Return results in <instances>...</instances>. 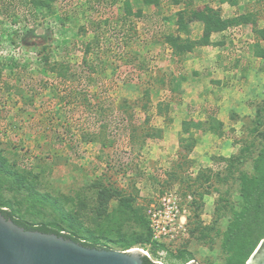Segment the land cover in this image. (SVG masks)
Listing matches in <instances>:
<instances>
[{
  "label": "rangeland",
  "instance_id": "rangeland-1",
  "mask_svg": "<svg viewBox=\"0 0 264 264\" xmlns=\"http://www.w3.org/2000/svg\"><path fill=\"white\" fill-rule=\"evenodd\" d=\"M74 1L57 0L61 16L40 15L37 24L41 28L26 36L24 41L21 40L24 30L35 28L37 24L26 26L0 13V66L4 65L0 71L1 156L11 170L34 183L38 192L53 197L75 199L78 194L91 205V191L87 186L94 181L121 190L125 196L130 195L143 209L151 234L149 244L135 248L156 263L226 264L230 253L223 243L229 226L242 208V200L238 182L234 183L228 176L227 180L223 179L227 165L222 159L246 148V162L239 170L249 175L255 173L253 160L264 143V112L263 125L258 128L255 112L263 106L264 99H252L249 111L233 117L234 126L222 129L221 136L207 133L206 145L199 140L207 131H194L197 143L186 155L178 143L180 121L205 118L208 105H200L195 102L197 99H187L180 106V94L169 92L171 76L182 78L183 69L163 45L162 36L176 34L174 14L188 2L197 13L205 12L204 7L209 6L219 11L224 19L252 14L256 30H264L261 0H239L234 7L218 0H181L179 5H174L172 0H158L157 6H145L144 0H127L134 11H142L140 18H132L137 41L128 47L115 40V35L119 33L121 37L123 30L129 33L128 24L116 21L123 16L121 7L126 0H107L104 8L97 5L98 0ZM88 1L92 9L85 3ZM76 4L86 5L74 11ZM66 11L70 15L64 19ZM104 18L110 21L109 26L102 22ZM197 23L190 24L192 40L201 36ZM253 29L251 25H244L226 32L223 57L230 66L238 67L241 61H252L256 44L264 47V36ZM95 30L105 36L83 62L79 44L89 42ZM134 50L139 52L138 60L141 57L147 60L153 85L148 109L142 111L135 106L133 123L161 130L159 137L147 139L142 148L138 144L132 148L129 144L122 126L125 123L120 121L126 115L119 110L122 100L133 105L138 98V77L141 82L148 78V74L138 75L130 66L127 59L134 58ZM120 52L123 59L116 58ZM44 55L50 65L64 63L76 73L80 72V80L64 84L55 79L44 64ZM209 55L211 52L200 53L198 58L208 61ZM188 60L189 56L183 62ZM159 80L165 85L158 83ZM69 85L71 91L67 88ZM67 95L70 98H66ZM159 105L161 109L164 105L169 108L159 115ZM104 124L108 125V130L99 136ZM85 134H89L92 141L85 140ZM199 174H207L212 179L205 182ZM216 174H220V180ZM238 175L236 171L234 178ZM7 181L8 178L0 175V192L4 198L24 199L25 190L9 191L10 182ZM199 194H203L201 199ZM21 205H26L24 200ZM113 206L115 201L110 203V208ZM21 209L23 211L24 207ZM152 214L159 222V227L154 226V229H165V235L160 237L165 239L161 243L153 239ZM84 221V225L89 226ZM183 253L188 262L180 259ZM250 261L251 257L246 264Z\"/></svg>",
  "mask_w": 264,
  "mask_h": 264
},
{
  "label": "trees",
  "instance_id": "trees-1",
  "mask_svg": "<svg viewBox=\"0 0 264 264\" xmlns=\"http://www.w3.org/2000/svg\"><path fill=\"white\" fill-rule=\"evenodd\" d=\"M74 1V0H73ZM221 4H229L234 7L237 6L239 0H218ZM77 2V1H74ZM57 0H0V13L7 19L14 22L20 20L27 25L37 24L39 16H57L60 15ZM88 3V7H93ZM107 0H98L97 5L103 7L107 5ZM174 5H179L181 0H172ZM264 7V0H261ZM145 6H157L158 0H144ZM86 4H76L75 10L82 9ZM191 2L185 3L184 8L177 11L175 15L176 34H167L163 37V45L167 47L171 57L177 59L179 62L187 54L192 53L194 49L206 46H222L224 43L212 42V35L215 33H223L239 26L251 25L257 32L264 36V30H256L255 19L252 14L246 13L232 18H222L219 11L204 7L205 12H195L191 8ZM69 9V7H68ZM65 11V9H64ZM121 11L123 16L117 19V23L129 25L128 34L123 30L122 36L119 33L115 35L117 43L120 41L122 46H132L137 40L136 27L132 18H140L142 16L141 10L134 11L129 1L122 3ZM64 19H67L70 14L64 12ZM68 15V16H67ZM61 16V15H60ZM59 18V17H58ZM103 18V17H102ZM102 22L109 26L110 21L104 18ZM199 22L202 24L201 36L197 40L190 38L191 28L190 24ZM37 26V27H36ZM35 28H26L24 30L23 38L38 31L41 25H36ZM99 25L97 29H99ZM93 38L89 42H81L79 47L82 51V61L85 62L89 57L94 47H99L102 37L105 36L103 32H93ZM76 45V43H74ZM139 52H133L130 66L139 74H148L146 82L138 77L137 91L138 98L133 102V105L127 100H122L119 110H122L126 116L122 117L120 121L123 124V130L128 137V142L132 148L137 144L139 148L145 144L147 139L159 137L160 129L147 127L143 124L135 126L133 123L134 107H140L142 111H146L150 103V88L153 85V78L150 67L144 57L138 60ZM254 55L258 58L264 59V48L256 44L254 46ZM122 57V58H121ZM116 58L123 59L122 52L117 53ZM48 57L43 56V61L46 67H49L55 79L62 81V83L73 84L80 80L81 73H76L69 65L64 63H50ZM7 66V65H6ZM4 69V65L0 66V71ZM169 88L170 93H179L180 78L172 75L170 78ZM158 83L165 85L159 80ZM147 84L146 87L141 88L142 85ZM72 86L69 85V91ZM62 97V96H61ZM70 98V95L65 96ZM63 97V99H66ZM168 105L163 108L158 106L159 115L163 111H167ZM262 112L263 106L256 108V124L257 128L263 125ZM104 118V117H102ZM146 125V124H145ZM223 125L221 122L211 117L208 121L186 120L181 122V134L179 137V148L184 149L186 155L190 154L196 146L197 140L193 137L194 131L209 132L216 136L222 135ZM253 129V132L257 131ZM108 130V125H101L99 136ZM89 134H85L84 139L92 141ZM96 138V137H95ZM94 141V140H93ZM246 148L239 150L237 155L230 158H223L226 163V176L232 178L230 180L238 182L239 197L242 200V208L235 217V221L229 226L223 247L230 253L226 264H246L248 259L253 255L262 239H264V143L257 152L254 161L253 175L240 171L239 168L246 162ZM181 157L182 154H179ZM239 171L237 178H234L235 172ZM0 175L8 178L10 182L9 191H18L24 189L26 196L20 200L12 201L6 199L0 192V214L7 220H11L17 226L26 231H37L43 234H53L64 239H69L86 248H94L97 250H111L112 247H117L121 251L131 250L137 246H143L150 243L151 234L148 228V223L144 218V211L141 207L135 204L133 198L125 196L121 190L107 187L101 182H92L87 187L91 191V205L86 203L85 198L76 194V198L53 197L47 193H40L36 190L35 184L30 182L27 177H23L11 170L6 162V159L0 154ZM198 177L203 178L205 182L212 179L211 176H203L199 174ZM220 180V174L215 176ZM199 180V178H196ZM1 191V190H0ZM217 191V190H216ZM227 194V192H225ZM203 194H199L201 199ZM222 199V198H221ZM24 200L26 205H21ZM115 201V206L110 208V203ZM22 207L24 210L22 211ZM68 207V208H67ZM49 209L46 210V209ZM217 212L219 208L216 207ZM84 220L89 226L84 225ZM204 237V236H203ZM180 259L184 262L189 260L185 257V253L181 254ZM142 264H159L151 258L144 256Z\"/></svg>",
  "mask_w": 264,
  "mask_h": 264
},
{
  "label": "crops",
  "instance_id": "crops-1",
  "mask_svg": "<svg viewBox=\"0 0 264 264\" xmlns=\"http://www.w3.org/2000/svg\"><path fill=\"white\" fill-rule=\"evenodd\" d=\"M197 24L198 29L202 32V24ZM216 36H218L217 39ZM225 36L226 32L213 34L212 42H221L224 45L196 48L177 62L183 69L182 78L177 76L180 78L179 105L183 106L184 100L187 99H197L195 102H200V105H208V113L204 114L206 117L195 120L208 121V116L209 119L213 117L222 123V129H226L228 125L234 126L235 122L232 121V118L245 115L249 111L252 99H264V59L254 55L252 61H241L238 67L230 66L223 57ZM206 52H211L208 61L200 60L198 55ZM188 56L189 60L183 62L184 58ZM248 94L252 95L247 96ZM186 105L192 107L191 104L186 103ZM211 107L213 108L211 109ZM205 110L207 112V108H204ZM236 122L238 123V121ZM177 130L179 132L180 127ZM207 133L209 132L204 133L199 143L206 145ZM173 139L177 141L175 136Z\"/></svg>",
  "mask_w": 264,
  "mask_h": 264
},
{
  "label": "water",
  "instance_id": "water-1",
  "mask_svg": "<svg viewBox=\"0 0 264 264\" xmlns=\"http://www.w3.org/2000/svg\"><path fill=\"white\" fill-rule=\"evenodd\" d=\"M144 256L138 248L97 250L53 234L26 231L0 214V264H142ZM248 264H264V239Z\"/></svg>",
  "mask_w": 264,
  "mask_h": 264
},
{
  "label": "built area",
  "instance_id": "built-area-1",
  "mask_svg": "<svg viewBox=\"0 0 264 264\" xmlns=\"http://www.w3.org/2000/svg\"><path fill=\"white\" fill-rule=\"evenodd\" d=\"M156 218V215L155 214H152V219H151V227H152V230H154V241H156L157 243H161V241L165 238H160L161 236H164L165 235V229L162 228L160 231H156L154 228V226H156V228H158V220H155Z\"/></svg>",
  "mask_w": 264,
  "mask_h": 264
}]
</instances>
